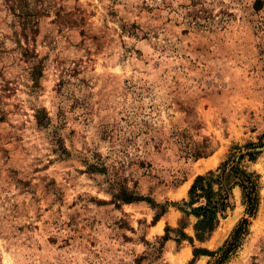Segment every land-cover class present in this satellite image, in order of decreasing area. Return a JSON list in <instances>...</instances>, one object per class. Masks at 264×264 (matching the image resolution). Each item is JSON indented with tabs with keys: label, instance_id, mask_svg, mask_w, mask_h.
Returning <instances> with one entry per match:
<instances>
[{
	"label": "rangeland",
	"instance_id": "rangeland-1",
	"mask_svg": "<svg viewBox=\"0 0 264 264\" xmlns=\"http://www.w3.org/2000/svg\"><path fill=\"white\" fill-rule=\"evenodd\" d=\"M228 158L255 214L235 185L210 236L189 215L178 244L194 178ZM193 246L214 253L191 264H264V0H0V264H187Z\"/></svg>",
	"mask_w": 264,
	"mask_h": 264
},
{
	"label": "trees",
	"instance_id": "trees-1",
	"mask_svg": "<svg viewBox=\"0 0 264 264\" xmlns=\"http://www.w3.org/2000/svg\"><path fill=\"white\" fill-rule=\"evenodd\" d=\"M256 3H258V1H255V4ZM32 27L33 23L31 20L26 19L23 26L24 32L27 33L26 29L29 31L32 30ZM22 54L29 65V74L31 78L36 80L38 77H40L41 73L39 60H37L36 56L33 53H30L27 48L23 50ZM35 117L39 126L47 127L49 124L47 116L41 109L37 110ZM54 143L59 145V140L55 139ZM246 155L249 157V159H253L254 157V153L251 152L246 153ZM243 157L244 155H240L239 159L241 160ZM229 160L230 159L228 158L221 164V166H219V168H222L221 174L215 175L214 171L210 170L206 174H198L194 178V181L188 191L189 201L185 202L187 208L181 209L184 217L179 221V226L176 229L177 237L174 239L178 244L183 240H188L190 242L193 241V238L183 230L187 226V224L183 222L184 218L186 216L188 217L189 215H193L196 218V221L193 224L194 237L198 241L203 242L210 236L211 232L219 223V215L224 217L227 209L231 208L232 206V188L235 185H238L241 188L245 211L250 216L255 214L258 205L256 190L257 186L255 179L249 172H247L244 168H240L238 165L231 166V168L228 170V173L226 174V168L232 161ZM85 166L90 173L96 175H105L106 173V168L97 154L93 156V159L86 160ZM214 185L217 187L214 188ZM113 196L124 202L146 201L153 208L158 207V204L153 202L151 198L145 197L135 190H129L127 188H121L119 192L113 194ZM195 203H198V205L193 206ZM164 212V208L161 209L160 212H156L153 221H158ZM246 227L247 219L242 218V220L234 229L231 238L232 241L229 244V247L223 252L219 261L227 258L228 253L236 246L235 243L240 238L241 234H245ZM169 230V227L166 226L165 234L162 236L163 241L170 238L168 236ZM213 253V251L207 250L205 248L193 246V259L187 264H191L194 258L198 255H212Z\"/></svg>",
	"mask_w": 264,
	"mask_h": 264
}]
</instances>
